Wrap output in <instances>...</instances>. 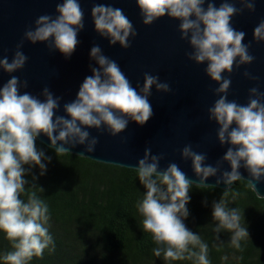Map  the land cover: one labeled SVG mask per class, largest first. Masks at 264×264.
Listing matches in <instances>:
<instances>
[{"label": "clouds", "instance_id": "1", "mask_svg": "<svg viewBox=\"0 0 264 264\" xmlns=\"http://www.w3.org/2000/svg\"><path fill=\"white\" fill-rule=\"evenodd\" d=\"M257 0H136L144 26H151L167 16L179 22L180 39L186 41L191 52L188 59L196 65H206L205 74L218 87V97L208 109V118L217 125L216 138L221 147L228 146L215 166L206 163L205 153L197 152L191 144L181 151V160L191 162L195 181L175 162L160 168L163 155H153L146 147L143 158L135 168L140 185L145 189L137 202L142 216L143 230L151 235L156 247L155 257L165 261L190 260L193 264H210L209 245L189 230L185 221L190 215L187 207L191 201L192 186L206 189L224 185L223 196L211 204V217L216 240L220 233H230L229 246L242 249L249 239L248 227L239 208H230L229 192L235 182L242 180L241 168L248 175L247 183L255 189L264 181V91L259 87L249 89L246 104L228 100L231 74L234 67L253 63L246 33L232 25V19L245 11L254 13ZM237 4L239 7H237ZM55 15H41L34 25L26 28L21 41L9 60L7 53L0 58V70L11 78L0 87V233L11 242L12 251L0 256L3 264H30L41 258L44 251L55 250L49 233L50 210L46 201L33 191L27 200L25 193L26 168H38L39 175L47 172L51 157L38 150L36 140L41 135L50 142L57 157L71 153L77 146L83 152L93 153L98 138L90 136L91 129L104 131L116 137L128 127L129 122L144 126L153 115L150 97L153 88L157 93L168 94L170 85L159 76L145 73L143 85L133 87L119 64L104 55L99 44L89 51L91 75L84 78L76 97L63 105L64 115H57L62 97L44 87L40 96L23 92L27 81L13 75L23 70L28 57L22 51L24 42L45 44L50 51L71 59L84 31V11L80 0H62ZM91 21L95 33L108 41L109 47L119 45L127 50L137 36L133 23L123 9L111 4L94 3ZM253 42L264 44V19L253 29ZM244 76L252 77L247 71ZM42 97V99H41ZM82 156V155H79ZM227 164L230 170L222 171ZM215 178V185L206 182ZM33 188H42L35 185ZM234 198V197H233ZM207 206V200L203 202ZM227 255L222 261H227Z\"/></svg>", "mask_w": 264, "mask_h": 264}, {"label": "water", "instance_id": "2", "mask_svg": "<svg viewBox=\"0 0 264 264\" xmlns=\"http://www.w3.org/2000/svg\"><path fill=\"white\" fill-rule=\"evenodd\" d=\"M62 0H0V58L6 53L11 57L16 45L21 41L26 28L34 25L41 15H55V8ZM222 0H215L217 6ZM84 11L85 28L78 39L73 56L65 60L58 52H52L45 44L32 45L25 41L22 51L28 57L23 70L14 73L21 81H27L28 87L22 88L34 96H40L44 87H48L56 96L62 97L57 115H64L63 105L75 99L84 78L91 75L89 51L93 44H99L104 55L115 60L133 87L143 85L145 73L159 76L161 81L170 85L168 94L157 93L153 88L149 98L153 115L144 126L129 122L124 132L116 137L107 132L91 129L90 136L98 138L93 153L83 152V146H77L70 154L82 155L93 161L135 169L144 150L150 147L153 155H163L160 168L169 163H177L187 178L195 181L191 162L181 160L180 151L191 144L197 152L205 153L206 163L215 164L221 160L227 145L221 147L216 138L217 125L208 118V109L218 97L214 90L218 87L205 74L206 65H196L188 59L191 49L186 41L180 39L179 22L167 16L157 20L151 26H144L136 6V0H80ZM94 3L111 4L123 9L133 23L137 36L131 41V47L121 49L119 45L109 47L108 41L99 37L91 21V7ZM237 7L239 5L237 4ZM264 19V0H257L256 11H247L234 16L232 25L246 33V44H250L253 63L234 67L231 74V86L228 100L239 104L248 101L249 89L259 87L264 91V44L253 42L252 33L258 22ZM250 73L256 79L244 76ZM11 77L0 70V87ZM42 99V97H41ZM37 141L50 148V142L43 135ZM230 170L227 164L222 171ZM242 180L247 181V172L241 168ZM208 185H215L210 178ZM236 182L233 184V186ZM232 186V187H233ZM225 189L224 185L212 186ZM258 197L264 198V181L253 189Z\"/></svg>", "mask_w": 264, "mask_h": 264}, {"label": "trees", "instance_id": "3", "mask_svg": "<svg viewBox=\"0 0 264 264\" xmlns=\"http://www.w3.org/2000/svg\"><path fill=\"white\" fill-rule=\"evenodd\" d=\"M36 147L51 157V162L44 176L39 175L38 168L28 169L25 165L28 183L21 199L27 200L35 191L46 201L55 250L46 249L30 264H193L190 260L165 261L153 255L156 245L144 232L143 218L136 207L145 189L135 169L70 153L57 157L53 149L37 140ZM33 177L43 192L33 188ZM224 190L192 186L187 228L208 243L210 264H264V198L258 197L245 180L237 181L229 192V207L240 209L249 232L242 249L236 250L229 246L230 233H220V245L212 230L211 204L223 196ZM205 199L207 206L202 203ZM12 250L11 242L0 233V256ZM225 255L229 259L222 261Z\"/></svg>", "mask_w": 264, "mask_h": 264}]
</instances>
